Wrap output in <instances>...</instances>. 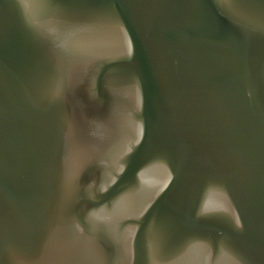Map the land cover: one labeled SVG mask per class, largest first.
I'll return each instance as SVG.
<instances>
[{
    "label": "water",
    "instance_id": "1",
    "mask_svg": "<svg viewBox=\"0 0 264 264\" xmlns=\"http://www.w3.org/2000/svg\"><path fill=\"white\" fill-rule=\"evenodd\" d=\"M0 264H264V0H0Z\"/></svg>",
    "mask_w": 264,
    "mask_h": 264
}]
</instances>
